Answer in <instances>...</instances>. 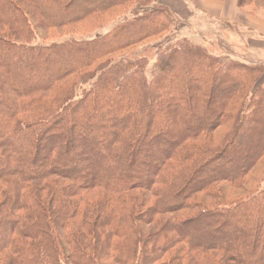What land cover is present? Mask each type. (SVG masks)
I'll return each instance as SVG.
<instances>
[{"label":"trees","instance_id":"16d2710c","mask_svg":"<svg viewBox=\"0 0 264 264\" xmlns=\"http://www.w3.org/2000/svg\"><path fill=\"white\" fill-rule=\"evenodd\" d=\"M170 19L0 0V264H264L261 64L169 41L147 72Z\"/></svg>","mask_w":264,"mask_h":264},{"label":"rangeland","instance_id":"374dc122","mask_svg":"<svg viewBox=\"0 0 264 264\" xmlns=\"http://www.w3.org/2000/svg\"><path fill=\"white\" fill-rule=\"evenodd\" d=\"M157 1L159 5L169 11L171 16L170 26L166 32L160 36L127 50L125 52L127 56L147 58L149 63L147 68L148 72L156 59L155 45H158L159 43L164 44V42L167 43L169 41L176 42L186 40L193 45L203 48L206 52L222 59L227 58L250 65L261 64L259 67L263 72L257 79L256 86L258 87V80L264 73V58L247 56L246 43L244 36H242L241 33L242 30H240L239 27L233 26L229 28L224 24H218L208 20L206 17L197 13L199 4L196 0H162L164 4H161L162 2L160 3V0ZM240 9H245L247 13L264 19V10L259 9L252 11L250 7ZM127 12L129 11L127 10ZM117 21L118 20L109 23L103 29L92 32L86 37L91 38L95 35L107 32L117 23ZM82 88L83 87L78 89V95L80 94ZM222 132L223 130L214 133V135H212V139L219 137Z\"/></svg>","mask_w":264,"mask_h":264},{"label":"crops","instance_id":"0c3cea01","mask_svg":"<svg viewBox=\"0 0 264 264\" xmlns=\"http://www.w3.org/2000/svg\"><path fill=\"white\" fill-rule=\"evenodd\" d=\"M196 2L199 4L197 13L208 20L224 24L229 28L236 26L242 30L247 56L264 58V19L240 9L237 5L238 0H196ZM258 87H264V73L258 80Z\"/></svg>","mask_w":264,"mask_h":264}]
</instances>
